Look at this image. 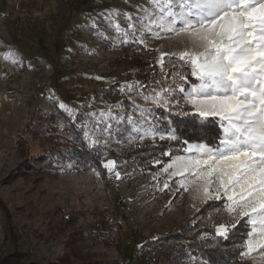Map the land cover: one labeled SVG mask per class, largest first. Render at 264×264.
<instances>
[{"label": "rangeland", "instance_id": "1", "mask_svg": "<svg viewBox=\"0 0 264 264\" xmlns=\"http://www.w3.org/2000/svg\"><path fill=\"white\" fill-rule=\"evenodd\" d=\"M165 12L164 0H0V260L20 251L18 264H72L81 254L149 264L160 252L143 248L146 239L196 222L206 201L227 198L206 167L202 175L168 167L187 152L156 170L111 152L120 151L113 132L124 117L136 128L133 139L151 136L133 117L153 104L145 97L162 95L145 88L150 70L130 55L137 44L154 48L164 68L186 49L202 50L161 27ZM76 116L89 142L105 147L103 166L114 162L106 176L58 148ZM230 206L221 221L243 211ZM102 230L113 233L111 245ZM253 239L240 264H264L260 237ZM180 264L211 263L192 255Z\"/></svg>", "mask_w": 264, "mask_h": 264}, {"label": "snow or ice", "instance_id": "2", "mask_svg": "<svg viewBox=\"0 0 264 264\" xmlns=\"http://www.w3.org/2000/svg\"><path fill=\"white\" fill-rule=\"evenodd\" d=\"M164 6L167 12L159 20L161 27L191 37L202 48L199 52L186 49L179 55L199 81L182 99L201 118L218 117L222 126L215 147L188 144L189 155L177 157L168 167H177L181 175H202L205 167L209 177L219 175L231 202L228 210L242 206L240 218L247 217L246 224L251 225L245 247L251 251L253 238L259 236V247L264 248V0H164ZM145 100L172 107L171 100L160 93ZM145 134L155 136V132ZM168 139L178 137L170 132ZM113 166V161L105 165ZM230 190L232 195H228ZM235 226L220 225L216 235L227 240Z\"/></svg>", "mask_w": 264, "mask_h": 264}, {"label": "trees", "instance_id": "3", "mask_svg": "<svg viewBox=\"0 0 264 264\" xmlns=\"http://www.w3.org/2000/svg\"><path fill=\"white\" fill-rule=\"evenodd\" d=\"M137 47L130 55L134 58L137 57L142 61L143 68L150 70L149 76L144 79L146 90L155 88L160 91L162 96L171 100L172 107L149 104L144 107L141 113L134 114V124L150 127L155 132V136H145L140 140L132 138V134H136L137 131L126 117L122 121H118L113 134L121 142L120 151L111 149V152L117 153L124 160L136 163L142 169L156 170L172 160L174 156L184 154L188 144L201 143L215 147L222 135L220 119L218 117L201 118L192 106L182 99L192 86L199 83L197 78L191 75L190 65L180 60L179 57L172 56L170 58L174 61H165V68L161 67L154 59L157 56L154 48L146 47L143 44H137ZM180 88H184L185 92H180ZM177 102H179L178 107L176 106ZM124 104L134 107L130 99H126ZM118 111L120 112L119 109ZM81 119L82 117L79 116L70 119L71 130L68 129L66 132L68 136L64 137V145L58 148L68 150L67 152L73 155L79 164L93 166L100 170L103 176H106L108 171L103 166L106 149L101 144L89 142ZM170 132H174L178 139H168ZM161 135H164L165 139H160ZM65 138H68L67 141ZM164 153H168V155H164ZM227 206L228 201L225 196L213 197L196 212L195 216L197 217L193 218L196 219V222H183L172 233L146 239L141 245L143 248L153 247L157 252H160L156 257H148L149 264L185 263L192 255L201 256L211 264L242 263L246 255L240 253L246 251L244 242L248 238L247 233L251 230V225L246 224L247 217L240 218V215L228 218L224 222L221 221L219 217L226 211ZM208 217L211 220L201 226V222ZM237 219H239V223L236 222ZM215 223L217 225H214ZM232 224L236 226L229 231L227 240L216 235L217 227L220 225L230 227ZM101 232L105 233L106 244L111 245L114 242L113 233L107 230ZM71 235L73 239L74 233ZM170 250L174 251L171 256L168 255ZM22 257L23 254L16 251L5 255L0 260V264H18L17 261ZM92 257L87 254L78 255L80 262L72 264H122L117 259ZM61 264L71 263L62 262Z\"/></svg>", "mask_w": 264, "mask_h": 264}]
</instances>
